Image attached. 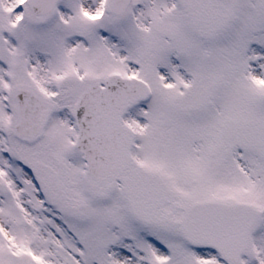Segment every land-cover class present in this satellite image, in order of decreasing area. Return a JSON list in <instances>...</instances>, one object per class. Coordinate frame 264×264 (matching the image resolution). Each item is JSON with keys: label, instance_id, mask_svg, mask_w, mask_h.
I'll return each mask as SVG.
<instances>
[{"label": "snow or ice", "instance_id": "obj_1", "mask_svg": "<svg viewBox=\"0 0 264 264\" xmlns=\"http://www.w3.org/2000/svg\"><path fill=\"white\" fill-rule=\"evenodd\" d=\"M0 264H264V0H0Z\"/></svg>", "mask_w": 264, "mask_h": 264}]
</instances>
